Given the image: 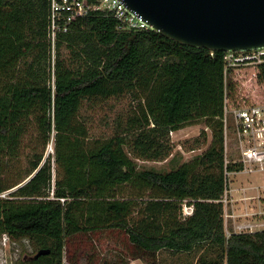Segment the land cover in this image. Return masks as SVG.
Returning a JSON list of instances; mask_svg holds the SVG:
<instances>
[{"label":"trees","instance_id":"trees-1","mask_svg":"<svg viewBox=\"0 0 264 264\" xmlns=\"http://www.w3.org/2000/svg\"><path fill=\"white\" fill-rule=\"evenodd\" d=\"M118 23L92 12L52 45L48 0H0V193L15 187L0 197V234L49 249L30 264H264V228L227 235L224 225L223 107L237 101L239 67H225L226 52ZM255 78L264 87V61ZM124 95L133 109L111 134L90 135L85 101ZM200 122L211 132L200 153L169 170L138 167L165 160L170 132ZM27 135L38 150L23 167ZM52 138L54 179L49 156L40 164ZM112 231L123 235L114 253L99 244Z\"/></svg>","mask_w":264,"mask_h":264},{"label":"rangeland","instance_id":"rangeland-1","mask_svg":"<svg viewBox=\"0 0 264 264\" xmlns=\"http://www.w3.org/2000/svg\"><path fill=\"white\" fill-rule=\"evenodd\" d=\"M54 58V57H52ZM252 65L240 66L234 73V79L236 80L235 96L237 97L238 103L249 104L257 102L261 99L264 102V87L255 76ZM136 100L132 97L124 95L118 99H109L107 101L93 100L90 102L85 101L81 108V113L85 117V121L89 128L90 135L94 137L108 135L112 133L114 123L117 118H123L125 114L129 113L135 106ZM120 120V119H119ZM206 132V141L204 143L196 144V138L199 137L201 140L200 133ZM211 132L209 128L204 127L202 122L194 123L191 125L184 126L176 131L169 134L170 142L172 144L171 154L161 161H150V160H136L139 168H153L156 170H169L177 166L179 163L191 159L194 155L200 153L208 144L211 138ZM29 138H31L29 140ZM37 141L34 137L27 135L24 139L23 146L20 150V161L21 165L26 167L28 160L31 158L30 155L33 151H37ZM189 147H196L189 149ZM228 147L231 153H234L233 138L230 133L228 134ZM54 151L53 138L49 140V143L43 150L41 162L46 156H49V162L52 168V177L54 179V167L55 162L52 157ZM231 180L228 181V189L236 188L233 190L232 196L230 192L225 193L227 198L224 204V225L225 232L228 235L233 231H254L264 228V216H260L259 213H244L245 210H250L253 207L254 211L264 212L262 198L250 200L248 197L251 194L257 195L258 191L255 186L260 183L258 175L252 174L247 175L245 173H239L237 175H231ZM242 186V188L240 187ZM15 187L5 190V196L7 197L10 191L14 190ZM236 197L239 204H241L242 213L234 216L232 214L229 201ZM234 203V202H233ZM245 209V210H244ZM260 212V213H261ZM232 214V215H231ZM231 215V216H230ZM123 235L117 231L111 232V237H100L99 244L102 248L114 253V249L121 250V243L123 244ZM36 249L27 239L13 240L6 234H0V264H30V260L33 258ZM63 264H67L66 259L63 258ZM136 264H142L137 260Z\"/></svg>","mask_w":264,"mask_h":264},{"label":"built area","instance_id":"built-area-1","mask_svg":"<svg viewBox=\"0 0 264 264\" xmlns=\"http://www.w3.org/2000/svg\"><path fill=\"white\" fill-rule=\"evenodd\" d=\"M98 11L112 13L118 20L120 28H148L140 14L127 11L122 0H48V39L54 45L57 32L67 31L69 25L77 18ZM223 59L225 67L252 65L254 69L252 75L255 76L257 65L264 61V47L249 51H226ZM262 100L249 104H241L236 101L232 106L227 103L226 99L224 100L222 121L225 185L222 202L227 201L225 193L233 189L231 186L228 189L230 176L245 173L247 175L255 174L260 178V183L255 186L258 194H251L245 198L250 200L262 198L264 206V102ZM229 133L233 138L234 153H231L228 147ZM230 153L233 155L231 159L229 158ZM227 163L236 165V168L228 170ZM2 196H5V191L0 193V197ZM192 212L193 205L184 203L183 215L188 216Z\"/></svg>","mask_w":264,"mask_h":264},{"label":"water","instance_id":"water-1","mask_svg":"<svg viewBox=\"0 0 264 264\" xmlns=\"http://www.w3.org/2000/svg\"><path fill=\"white\" fill-rule=\"evenodd\" d=\"M146 25L192 47L249 51L264 47V0H122ZM49 252L41 248L33 258Z\"/></svg>","mask_w":264,"mask_h":264},{"label":"crops","instance_id":"crops-1","mask_svg":"<svg viewBox=\"0 0 264 264\" xmlns=\"http://www.w3.org/2000/svg\"><path fill=\"white\" fill-rule=\"evenodd\" d=\"M173 132V131H172ZM241 188H242V186H240ZM233 190H235L236 191V188H234V189H232L231 191H230V194H231V196H232V191ZM230 203H229V205H230V208H231V211H232V214L234 215V216H236V215H238V214H240V213H242V209L243 208H241L240 206H241V204H239V201H237V199H236V197L234 198V199H232L231 198V200L229 201ZM234 202V203H233ZM263 208H264V206H263ZM250 210H245V212L244 213H246V214H251V213H259L260 214V216L262 217V216H264V212H261V211H254V208L252 207H250L249 208ZM261 212V213H260ZM231 214V215H232ZM230 215V216H231ZM137 260H139V259H132L131 261H130V263L129 264H136V262H137ZM142 264H146V263H144V262H142L141 260H139Z\"/></svg>","mask_w":264,"mask_h":264}]
</instances>
